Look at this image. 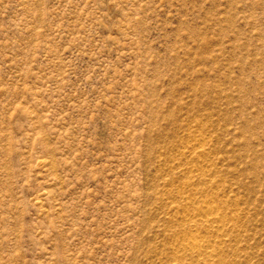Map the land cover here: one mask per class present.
Returning a JSON list of instances; mask_svg holds the SVG:
<instances>
[{
	"label": "rangeland",
	"instance_id": "1",
	"mask_svg": "<svg viewBox=\"0 0 264 264\" xmlns=\"http://www.w3.org/2000/svg\"><path fill=\"white\" fill-rule=\"evenodd\" d=\"M0 264H264V0H0Z\"/></svg>",
	"mask_w": 264,
	"mask_h": 264
},
{
	"label": "bare ground",
	"instance_id": "2",
	"mask_svg": "<svg viewBox=\"0 0 264 264\" xmlns=\"http://www.w3.org/2000/svg\"><path fill=\"white\" fill-rule=\"evenodd\" d=\"M216 208L212 205L207 204L201 209L200 215L202 216V225L208 226L213 223L218 222L217 216L215 215ZM207 243V242H206ZM204 241H199L195 238H189L186 244L188 250L193 251V253L204 255L206 257H211L215 254V250L212 249L209 243L206 244Z\"/></svg>",
	"mask_w": 264,
	"mask_h": 264
}]
</instances>
